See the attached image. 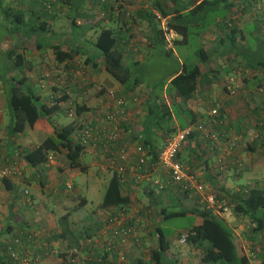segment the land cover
Segmentation results:
<instances>
[{
  "label": "crops",
  "instance_id": "1",
  "mask_svg": "<svg viewBox=\"0 0 264 264\" xmlns=\"http://www.w3.org/2000/svg\"><path fill=\"white\" fill-rule=\"evenodd\" d=\"M49 1L54 14L49 13L43 0H0V31H3L0 33V163L14 166L11 176L0 178V264H8L5 240L15 235L21 238L23 248H28L36 257L34 264H60L56 255L47 258L36 244L41 237L53 245L60 243L66 249L83 241L85 236H92L99 238V242L92 241L88 247L84 246V251L101 253L105 217L121 209L129 215L140 213L144 218L141 241L129 248L128 264L137 256L149 257L151 249L157 247L153 242V231L158 238V227L163 229L159 224H153V219L150 220L154 209L157 210L154 216L157 220L159 208L164 207V212L170 211L166 210V206L179 203L181 199L190 201L196 209L203 208L206 201L199 193L177 196L170 190L156 191L147 178L135 181L134 172L130 170L139 163L148 166L154 162V154H157L166 136L185 125H190L192 130L182 142L179 158L197 174L206 192L211 191L218 201L230 206L228 214L218 216L242 244L248 255L246 264H258L264 255V228L255 230L257 220L236 211L232 198L235 190L245 189L250 181L264 178V173L255 177L260 172L258 169L264 171V121L258 123L263 118L261 112L258 114L254 110L257 106L263 107L257 89L264 79V66L254 68L251 63L260 60V57L251 62L249 57L244 56L253 52L254 44L251 46L248 37H254L259 32L264 34V0H222L221 5L230 2L225 7L226 12L222 13L223 19L237 27L235 52L225 53L217 47L219 36L226 30L217 26L218 17L198 33L201 45L211 54L198 72L195 90L185 100L192 112L190 117L176 108L175 102L182 98L178 90L169 86V80L181 69V65L164 76L167 79L159 87H154L156 83L147 86L139 70L151 48L163 45V42H158L161 35H157L147 16L149 10L156 8V0ZM159 1L166 5V0ZM15 13H18L16 19ZM171 15L168 13L167 18ZM156 25L159 27L158 22ZM102 26L113 28L117 47L122 52V62L128 66L132 64L136 77L140 79L134 87L121 84L105 70L102 54L93 44ZM53 43H58L62 49L76 48L78 52L70 58L58 60ZM15 55L17 59H13ZM78 68L80 71H77ZM228 77L240 82L235 94H230L224 87V80ZM15 82L31 90L38 104L53 105L57 101L54 110L38 116L32 125L26 123L21 131L12 130L14 115L10 88ZM97 87L116 88L126 99L129 113L117 142L128 148V159L123 162L114 154L112 164L109 154L99 142L97 148H84L81 154L83 168L70 165L65 147L49 151L42 163H29L25 153L45 137L53 135L54 127L70 120L66 113L69 100L76 106L87 107L81 115L91 118L92 124L98 123L103 106L99 98L102 91H98ZM136 93H140V102L132 97ZM160 103H165L169 109L164 115L166 120L148 130L143 129L144 119L151 109L156 111ZM215 106L218 111L212 114L211 108ZM5 109L11 110L7 123ZM5 124L7 135L3 130ZM234 133L241 134L243 138L228 148L229 138ZM251 133H257V136L252 139ZM144 140L151 141L152 145L143 144ZM138 144L143 145L145 155L136 151ZM84 153L89 156L87 161L82 159ZM224 155L228 166L226 171L221 172L218 165ZM236 162H240V172L233 174ZM91 164L96 166L98 175L106 176V181L101 199L86 208L90 200L86 174ZM119 165L127 167L124 178L120 179V187L121 193L129 199L120 205L100 206L107 181L114 171L119 174ZM152 173L161 174L159 166ZM241 175L248 177L243 182L236 181ZM230 179L233 181L230 182ZM67 182L71 184L68 188ZM142 193L148 195V202L143 199ZM158 203L162 205L156 207ZM196 211L192 210L195 214L193 225L202 221ZM165 238L168 240L166 234ZM200 254V248L190 243L174 249L169 242L165 253L166 264H217L201 262ZM92 264L117 263L114 254L109 257L104 253L102 260Z\"/></svg>",
  "mask_w": 264,
  "mask_h": 264
},
{
  "label": "trees",
  "instance_id": "2",
  "mask_svg": "<svg viewBox=\"0 0 264 264\" xmlns=\"http://www.w3.org/2000/svg\"><path fill=\"white\" fill-rule=\"evenodd\" d=\"M44 1L45 0L42 2L43 4ZM66 1L73 3L75 0ZM155 2H157V4L155 3L156 8L160 10L162 15L166 16L168 25L176 32V37L173 40L174 44L186 43L190 32L193 31L198 35L203 28L215 22V18L218 17L219 21H216L217 26L223 30L226 29L222 32V35L219 36V45L222 46L220 49L224 52H235L234 48L236 46L234 45L236 43L237 27L229 24L228 21L224 20L222 17V13L226 12L225 7L230 5V2H228V4L224 3L223 5H221L222 0H166V5L162 4L159 0ZM223 7L224 9H222ZM49 13L54 14L55 10ZM168 13H172V15L167 18ZM17 15L18 13L14 14L15 19ZM147 16L156 28L157 35H161L158 42H163V52L166 55H170L172 53V48L166 47L163 31L156 25L157 21L154 20L151 10L148 11ZM248 39L251 46L254 44L253 52H251V55L243 53L244 56L249 57L251 62H253L255 58L260 57V60L257 59L254 63H251L253 64L252 67L257 68L258 66H264V34L259 32L254 37L249 36ZM117 41L113 28L110 26H102L93 44L102 54V62L105 70L121 84L134 87L140 79L136 77L134 69L131 66L122 62V52L117 47ZM257 45L262 48H258ZM52 47L58 60L70 58L78 52V49H74L73 47L62 49L58 43H53ZM240 48H238V50H240ZM240 51L241 53L243 52L242 50ZM196 54L198 56L196 62L191 64L182 62L181 69L175 72L169 80V86L178 90L182 98V100L175 102L176 108L185 111L188 117L192 116V112L186 106L185 100L189 98L195 90L198 72L200 68L206 64L211 53L207 51L203 45H199ZM13 58L17 59L16 55ZM166 79L167 77H164L154 85V87L162 86ZM257 92L259 93L258 95H264V79L259 82ZM10 96L11 108L14 115L12 130L14 131L23 130L26 123L32 125L38 116L49 113L57 107V101L53 105H47L45 103L38 104L34 93L31 90L24 89L19 82H15L11 85ZM61 97H63V95ZM262 102L264 104V99ZM160 104L161 106L156 109V111L151 109L148 116H146L143 121V129L148 130L152 125L156 123L161 124L166 120L164 115L169 112V109L165 103ZM152 105H149V107H152ZM263 107L258 108L257 106L254 109L255 113L259 114L261 112L260 116L263 119H260L262 122H258L259 124L264 121ZM85 109H87V107L84 105L80 104L76 106L78 113L83 112ZM191 120H193V118H191ZM181 123L183 124V122ZM74 128V119H70L68 122L54 127L53 135L45 137L36 146L25 153L26 160L31 164L42 163L46 161L49 151L65 147L70 165L83 168L81 164V154L85 150V145L80 144L73 138L72 133ZM251 135L253 134L251 133ZM256 136L257 133L254 137ZM254 137H252V139H254ZM142 143L149 145L151 141L144 140ZM156 155L155 152L154 157ZM239 170L235 172V174L239 173ZM4 179H6V177H4ZM255 182L258 183L259 180H253L252 183L245 186V189H240V191L235 190L234 198L232 199L234 203L233 208L236 211H242L257 220V225H255L254 229L258 230L264 228V186H257ZM120 186V177L116 171H114L107 181L100 206L109 204L120 205L127 202L129 197L121 193ZM189 193L191 192L182 191L175 194H177V196H182ZM164 210V207L159 208L164 218L186 214L188 211L192 210H197L196 212L201 215L202 221L199 224L192 225L184 230V232L187 233V241L200 248L201 254L199 260L201 262H217V264H246L248 262V255L242 244L233 237L231 228L221 217L213 213L210 208H181L167 212H164ZM157 231V247L151 249L148 255L149 257L137 256L130 261V264H166L167 257L165 253L168 250L169 242L165 238L163 229L158 227ZM181 233L182 232H180V234ZM57 258L60 264H70L66 258V251L63 249H59ZM258 264H264V255L258 260Z\"/></svg>",
  "mask_w": 264,
  "mask_h": 264
},
{
  "label": "built area",
  "instance_id": "3",
  "mask_svg": "<svg viewBox=\"0 0 264 264\" xmlns=\"http://www.w3.org/2000/svg\"><path fill=\"white\" fill-rule=\"evenodd\" d=\"M44 6L52 11V4L49 0L44 1ZM153 18L158 22L159 27L163 31L164 38L166 40V47L170 48L173 44V40L176 37V32L171 28L166 16L162 15L159 9L152 8L151 10ZM81 68V66H80ZM80 68L77 71H80ZM224 87L230 94H235L240 87V82L234 77H228L224 80ZM100 92V101L103 106L102 113L98 117V123L92 124L91 118H85L78 113L76 105L73 101L69 100L66 105V113L70 119L75 120V128L73 130V138L80 144L85 145V148H97V144L100 142L104 151L109 154V158L112 164L114 160L112 155L116 154L118 158L125 162L129 157V150L126 145H119L117 139L122 129V124L126 120L127 105L126 99L122 93L116 88L97 87ZM136 102L141 101L140 93H136L132 96ZM218 108L215 106L211 108V113H217ZM191 126L185 125L180 127L173 134L166 136L162 145L157 151L156 160L150 163L148 166H144L139 163L136 167L131 168V172H134L135 181H139L142 178H147L150 184L155 190L164 191L170 190L174 193L182 191L199 193L202 200H205L206 208H211L213 213L217 215H226L230 212V206L227 204H217L215 195L208 191L206 192L205 185L198 178L190 168L179 158L178 152L184 139L191 133ZM252 137L256 134L252 133ZM242 137L241 134H232L229 138V147L234 146L236 142ZM136 151L141 155H145V149L143 145H136ZM159 166L161 174L153 175V171ZM228 166V160L223 156V160L218 165L219 171H226ZM237 172L240 168V162L234 164ZM120 169L119 177L122 180L127 171L126 166H118ZM14 172V166L10 164L0 163V178L11 176ZM257 185V184H256ZM69 182L66 183V187H70ZM258 186H264V178L260 179ZM135 215H129L125 209L115 210L113 213L107 214L104 221L103 238V251L101 253H107V256L115 255L117 264H128V251L131 246L135 247L141 241V228L144 218L140 213L135 212ZM36 236V233H34ZM37 237V236H36ZM35 237V238H36ZM99 238L92 236H85L83 241L78 244H71L66 249V258L70 264H92L93 262H99L102 260L103 254L94 253V251L86 253L84 246L91 244V242H99ZM180 241L187 240V233L182 232L179 236ZM21 238L18 235L12 236L5 240L6 256L9 259L8 264H34V257L28 248H23L21 245ZM59 250H54V255L57 256ZM138 253V252H137Z\"/></svg>",
  "mask_w": 264,
  "mask_h": 264
},
{
  "label": "rangeland",
  "instance_id": "4",
  "mask_svg": "<svg viewBox=\"0 0 264 264\" xmlns=\"http://www.w3.org/2000/svg\"><path fill=\"white\" fill-rule=\"evenodd\" d=\"M97 28V27H96ZM3 31H0L2 33ZM253 40V39H252ZM201 45L200 43V36L196 35L193 31L190 32L188 41L186 43H178V44H172L170 48H172V53L170 55H166L160 48H163L162 44H158L157 47L151 48V53L148 54L143 63L142 67L139 69L142 73L141 75L144 76L146 79L145 83L147 86H152L151 84H157L160 80L163 79L164 76L172 72L173 70H176L180 65L181 61H183L185 64H191L197 61L198 56L196 54V50L198 46ZM217 47L222 48L221 45H218ZM216 47V48H217ZM148 49V48H147ZM150 49V48H149ZM148 49V50H149ZM236 51V50H235ZM228 53V52H225ZM239 54V53H238ZM239 57V56H237ZM14 59V58H13ZM181 60V61H180ZM132 66V64H130ZM259 97V96H258ZM260 100L264 99V95H260L259 97ZM264 105V104H263ZM12 110V109H11ZM10 109H5L4 112V118H5V123L8 122V115L9 112H11ZM63 119H65L64 116H62ZM5 134L7 135V125L3 127ZM254 132V131H253ZM89 158L87 153H84L82 155V159L87 161ZM96 166L95 165H89L88 172L86 174L87 176V182L89 184L88 187V195L90 196V200L88 202V205H86V208L88 206L96 204L97 200L101 199L102 196V189L105 184V179L106 176L103 175H98L96 173ZM235 167H233V174ZM260 172H257L255 174V177H260L262 176L261 174L264 173L263 169H258ZM247 174L249 172L246 171ZM248 176H243L241 175L236 181L238 182H243L246 180ZM230 178H232L230 176ZM261 177L258 179L260 181ZM233 180L230 179V182ZM246 182V181H245ZM253 181H250L249 183H252ZM248 183V182H247ZM143 199L148 202V195L145 193H142ZM218 201V200H217ZM226 204V203H221L220 201L217 202V204ZM161 204H156V207H160ZM228 205V204H227ZM143 208V207H141ZM181 208H188V209H193L191 206L190 201H186L185 199H181L179 203L175 204H170L166 206V210H178ZM144 209V208H143ZM156 209H154L153 213L150 215L151 219L153 221V224H159L165 231V234L170 242V245L172 248H179L184 245H188L189 242L187 240L181 241L179 240V234L180 231L185 230L189 227H191L194 223L195 220V214L192 213V211H189L186 214L182 215H176V216H170L167 218H164L162 214L159 212V217L157 220L155 219V213ZM157 214V213H156ZM184 232V231H182ZM153 242L154 244H157V233L154 230L153 231ZM38 243H36L40 248L41 251L44 252V254L47 256V258H53L54 256V250H59V249H65L62 244L56 243L53 245L49 241L44 240L42 237L38 239ZM74 244V243H73ZM51 253V254H50ZM33 256V255H32ZM35 259L36 257L33 256Z\"/></svg>",
  "mask_w": 264,
  "mask_h": 264
}]
</instances>
